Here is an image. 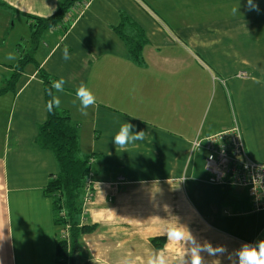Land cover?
Masks as SVG:
<instances>
[{"label": "crops", "instance_id": "1", "mask_svg": "<svg viewBox=\"0 0 264 264\" xmlns=\"http://www.w3.org/2000/svg\"><path fill=\"white\" fill-rule=\"evenodd\" d=\"M60 2L0 0V264H57L63 228L47 187L59 166L37 137L47 84L60 77L55 109L93 160L94 197L79 223L94 229L81 264H148L161 253L165 264H190L191 246L205 243L225 251L202 252L203 264H235L228 257L242 244L264 240V211L247 189L213 185L206 151L192 144L239 125L248 154L264 162V0H253L259 11L248 0H80L57 25L36 27ZM124 25L148 40L142 64L117 31ZM81 82L97 101L87 115L73 103ZM125 121L147 135L117 149ZM181 226L184 239L169 240Z\"/></svg>", "mask_w": 264, "mask_h": 264}, {"label": "trees", "instance_id": "2", "mask_svg": "<svg viewBox=\"0 0 264 264\" xmlns=\"http://www.w3.org/2000/svg\"><path fill=\"white\" fill-rule=\"evenodd\" d=\"M78 1L80 0H61L58 12L49 19L37 22L36 27L57 25L66 18L70 8ZM125 18L128 20V17ZM129 25H133V22L129 21ZM38 31H35V37ZM117 31L127 44L131 59L142 64L144 60L143 50L148 43L147 38L128 35L127 31L131 30L129 26L125 27V25L117 27ZM22 68L20 65L18 73L21 72ZM50 90L52 91V87L47 84V101L51 99L48 94ZM4 91L6 90L0 91V94ZM48 113V120L40 128L37 141L42 147L53 152L59 166L58 174L49 182L47 187V192L54 200L56 225L59 229L63 228V232L59 233L57 242L56 263L81 264L78 259V255L82 251L81 239L83 235L89 234L94 229V226L79 223L85 181L91 171L89 157L81 155L79 133L72 124L70 117L65 113H58L55 108ZM63 213L64 215H62Z\"/></svg>", "mask_w": 264, "mask_h": 264}, {"label": "built area", "instance_id": "3", "mask_svg": "<svg viewBox=\"0 0 264 264\" xmlns=\"http://www.w3.org/2000/svg\"><path fill=\"white\" fill-rule=\"evenodd\" d=\"M241 77L246 74L242 73ZM192 145L196 151H206V169L213 185L248 189L254 210H264V162L248 154L239 125L206 139L197 138ZM92 162L89 158L90 167ZM93 179L94 173L90 171L85 181L84 205L93 200ZM120 180L124 181L123 178Z\"/></svg>", "mask_w": 264, "mask_h": 264}, {"label": "clouds", "instance_id": "4", "mask_svg": "<svg viewBox=\"0 0 264 264\" xmlns=\"http://www.w3.org/2000/svg\"><path fill=\"white\" fill-rule=\"evenodd\" d=\"M248 9L250 11L255 10L259 11L257 4L253 0H248ZM234 12L239 11V9H233ZM14 55L9 53L8 59H14ZM71 57L69 55L68 49L65 48L63 52V59L69 60ZM67 84V80L64 77L52 82V89H55L56 92H62L64 86ZM50 100L47 101L46 109L51 112L54 108H59L61 105V100L58 96L52 94V91H49ZM79 102V111L82 115H87V109L96 104V96L93 91L89 88L87 84L81 82L80 85L76 88L74 104ZM147 135L146 131H135V126L132 123L127 121L123 122L119 130L116 132L112 138V143L117 149H124L129 145L134 144L136 141H141L145 139ZM183 226L180 228L169 227L168 229V238L169 240L174 239H184ZM190 244L196 245L195 238L190 237ZM225 250L223 248H213L210 244H203L197 246H191L190 248V264H203L202 252H207L209 255L223 254ZM230 260H234L235 264H264V240H260L256 243H244L239 249H237L234 254L229 255ZM148 264H165V259L163 253L159 256H153L149 258Z\"/></svg>", "mask_w": 264, "mask_h": 264}, {"label": "rangeland", "instance_id": "5", "mask_svg": "<svg viewBox=\"0 0 264 264\" xmlns=\"http://www.w3.org/2000/svg\"><path fill=\"white\" fill-rule=\"evenodd\" d=\"M210 11H212V10H210ZM204 17H207V16H204ZM209 17H210V15H209ZM205 20H206V18H205ZM50 31V30H49ZM51 32V31H50ZM40 40H41V38H40ZM241 130H242V134L244 135V130H243V128L241 127ZM83 154V153H82ZM231 189L233 190V191H240L239 189H236V188H233V187H231ZM229 204H231L230 203V201L226 204V205H229ZM225 210H229V209H227V207L226 206H224V208L221 210V217L222 218H225V219H229L228 218V215H229V212L228 213H226L225 212ZM262 211H264L263 209H262ZM227 239H229V238H227Z\"/></svg>", "mask_w": 264, "mask_h": 264}]
</instances>
